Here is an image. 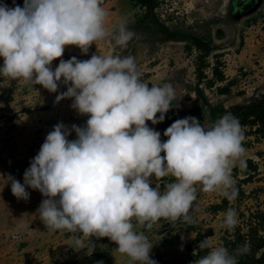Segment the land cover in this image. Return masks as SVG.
<instances>
[{
    "label": "clouds",
    "instance_id": "1",
    "mask_svg": "<svg viewBox=\"0 0 264 264\" xmlns=\"http://www.w3.org/2000/svg\"><path fill=\"white\" fill-rule=\"evenodd\" d=\"M103 3L23 0L21 6L13 0L9 7L0 2V77L38 94L36 85L57 93V103L71 99L70 107L87 116L82 126L57 122L52 127L23 183L3 173L0 181L3 187L10 184L18 200L30 198L28 188L39 191V219L52 234H70L75 250L91 254L93 238L107 237L129 264H158L150 256L154 244L146 231L161 219L191 224L192 212L205 214L196 204L197 186L229 201L237 198L232 172L234 166L246 167L245 134L238 118L226 112L208 127L194 116L177 119L162 141L160 131L146 122H163L170 108L179 107L174 102L180 97L171 83L149 86L134 56H72L53 68L66 46L87 54L93 43L108 40L123 48L133 39L124 23L107 27ZM61 85L66 90L58 92ZM166 177L172 180L161 190L157 181ZM238 222L236 210L229 208L221 226L232 230ZM199 247L209 250L195 264H239L238 257L249 251L246 243L230 252L207 239Z\"/></svg>",
    "mask_w": 264,
    "mask_h": 264
},
{
    "label": "rangeland",
    "instance_id": "2",
    "mask_svg": "<svg viewBox=\"0 0 264 264\" xmlns=\"http://www.w3.org/2000/svg\"><path fill=\"white\" fill-rule=\"evenodd\" d=\"M0 2L23 5V0H15V5L13 0ZM103 6L109 11L107 27L114 30L124 23L135 33L133 39L123 48H113L108 40L93 43L87 54L66 46L52 66L72 56L79 60L99 53L134 56L149 86L171 83L180 97L174 102L179 107L170 108L163 122H146L160 131L162 141L167 140L164 130L177 119L194 116L208 127L232 108L264 94V0H158L154 12L169 30L178 32L175 38H167L149 22L137 0H104ZM191 36L200 37L211 51L196 47ZM35 87L39 94L20 81L0 77V173L11 174L21 183L31 149L41 146L57 122L81 126L87 119L70 107L71 99L57 103V93ZM65 90L61 85L58 92ZM255 129L243 126L246 167H233L238 189L234 201L197 186L196 204L205 214L192 212L191 224L161 219L146 231L154 244L150 256L158 264H184L204 239L228 248L235 240L245 239L248 244L264 237V136ZM74 138L73 132L69 139ZM171 180L166 177L157 183L163 190ZM150 186L155 187V182ZM0 189V264H129L107 237L93 238L94 250L88 254L69 244L70 234L50 233L36 214L43 199L39 191L28 188L30 198L25 201L13 196L10 184L3 187L0 181ZM229 208L236 210L239 221L232 230L221 226Z\"/></svg>",
    "mask_w": 264,
    "mask_h": 264
},
{
    "label": "trees",
    "instance_id": "3",
    "mask_svg": "<svg viewBox=\"0 0 264 264\" xmlns=\"http://www.w3.org/2000/svg\"><path fill=\"white\" fill-rule=\"evenodd\" d=\"M137 1L145 8L144 16L157 28L159 32L165 34L167 38H175L178 35V32L169 30V28L157 18L154 9L158 5V0ZM191 39L196 47L204 49L206 53L211 51L210 45L204 42L200 37L191 36ZM200 75H202V73H200ZM229 112L238 118L242 127H255V130L264 136V94H262L261 97L255 98L248 105L234 107ZM79 124L82 126L84 122ZM39 148L40 147L31 149L32 157L37 154ZM226 201L227 199H224V203H226ZM245 243V239L242 241H232L228 246V249L230 252H234L235 249L241 245H244ZM248 246L249 251L246 254L238 257L239 264H264V237H259L258 241L256 242H249ZM207 251L208 249H201L199 247L194 255H191L184 261V264H195V261L201 258V254L205 255ZM257 251H259L258 255H256Z\"/></svg>",
    "mask_w": 264,
    "mask_h": 264
}]
</instances>
